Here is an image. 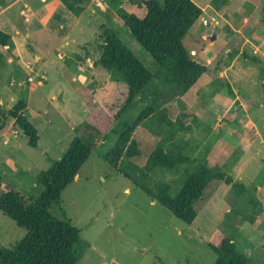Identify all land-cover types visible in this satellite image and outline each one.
<instances>
[{"label":"rangeland","instance_id":"obj_1","mask_svg":"<svg viewBox=\"0 0 264 264\" xmlns=\"http://www.w3.org/2000/svg\"><path fill=\"white\" fill-rule=\"evenodd\" d=\"M37 1L52 4L31 21L26 12L17 16L21 6L10 12L20 30L17 37L24 57L19 55L9 70L0 60V98L5 101L0 110V195L14 189L28 202L41 196L39 173L63 156L88 116L85 111L91 112L110 95L109 88L102 90L109 75L97 65L107 32L116 33L153 73L161 71L125 27L121 9L142 17L144 11L137 5L111 0ZM192 1L203 16L184 40L189 54L199 59L206 49V59L222 54L223 60L217 73L203 75L184 98L165 103L174 124L173 137L165 131L157 136L153 119L137 131L145 154L138 164L142 168L161 143L166 150L179 144L188 157L208 160L249 191L242 195L224 182L211 184L198 205L197 220L188 225L110 166L106 155L123 126L151 103L149 92L150 97L139 98L121 115L80 169V179L63 191L60 206L51 208L59 218L64 210L80 230L77 264H213L217 254L210 244L225 237L252 258L250 264H264V212L255 215L249 203L251 194L264 206V183L259 186L256 181L264 176V0ZM6 2L0 0V6ZM211 27L216 30L214 41L209 39ZM1 30L16 36L10 28ZM2 50L11 53V40ZM151 88L165 92L168 87L154 78ZM20 100L29 105V120L39 132L36 148L27 145L15 120L6 117ZM193 169L189 164L178 174L158 171L153 177L156 183H169L174 196ZM251 215L257 225L249 222ZM25 235V229L0 212V250L15 248Z\"/></svg>","mask_w":264,"mask_h":264},{"label":"trees","instance_id":"obj_2","mask_svg":"<svg viewBox=\"0 0 264 264\" xmlns=\"http://www.w3.org/2000/svg\"><path fill=\"white\" fill-rule=\"evenodd\" d=\"M77 1L73 0L74 3ZM111 2H129L144 11L141 17L135 12L128 13L121 9L125 27L161 71L164 69L166 72L153 73L116 33H106L97 65L109 75L102 90L109 88L110 95L107 100H100V104L88 114L84 123L77 127L78 134L63 156L49 170L39 173L37 183L43 191L35 202L26 201L14 189H7L0 195V212L26 231L24 239L15 248L0 250V264H77L80 261V230L72 224L64 210L62 218H59L51 212V208L54 205L60 206L63 191L76 179L82 166L121 115L139 98L150 97L149 92L152 94L151 103L131 124L123 126L116 145L106 155L105 160L110 166L188 225L197 220L198 205L204 200L211 184L224 182L242 195L249 191L245 184L234 181L218 167H211L208 160L188 157L179 144H172L168 150L162 143L159 144L149 153L145 165L140 167L138 161L145 154L137 140V131L153 119V131L158 133L157 136L165 131L167 137H173L175 131L170 128L174 124L168 111H165V103L184 98L197 86L203 75L212 76L217 73L223 55H218L212 63H206L189 54L184 40L203 16V10L192 0H163L162 3L158 0ZM10 40V35L0 30V46L9 47ZM154 78H159L168 87L165 92L151 88ZM6 117L15 120L28 146H38L39 132L29 120L25 101H18ZM189 164L194 165V169L187 174L183 186L174 196L170 194L169 183H156L154 180L153 175L158 171L178 174L183 166ZM256 181L262 186L264 176L260 175ZM258 183L254 187L255 191ZM249 203L255 215L264 212V206L251 194ZM251 216L249 222L257 225L256 217ZM210 247L217 254L213 264L252 262V258L230 237L223 238L217 244L211 243Z\"/></svg>","mask_w":264,"mask_h":264},{"label":"crops","instance_id":"obj_3","mask_svg":"<svg viewBox=\"0 0 264 264\" xmlns=\"http://www.w3.org/2000/svg\"><path fill=\"white\" fill-rule=\"evenodd\" d=\"M40 4V7L38 8L37 5ZM52 4V2H46V1H42V2H38L37 0H8V2H6L5 6L1 7L0 6V30L2 28L5 29H11L14 30V33L16 36H14L13 34H9L11 37V42H12V51L11 53H9L8 55L6 53L3 52L2 47L0 49V60L2 61V68L8 69L10 67H12L15 62H17L18 60V56H22V58L24 57L23 53H24V48H23V43L20 41V38L17 37L20 34V30L19 28L15 25V21L13 18V14L10 13L14 8H16L17 6L20 8L21 6V11L20 10H16V14L18 15H22L23 13H28L29 14V18H27V21H31L34 17L38 16L39 13L45 14V12H48V5ZM92 14H96V11H94L93 9L91 10ZM47 14V13H46ZM5 33H7L4 30H1ZM8 34V33H7ZM204 56H208V52L206 49H202L201 53H200V57L199 59L206 62V63H212L214 60L210 59H206ZM35 58L37 61L41 60V57L39 55H37L35 53ZM209 58V57H207ZM7 62V63H6ZM19 65V64H18ZM16 66V65H15ZM3 82V81H2ZM2 82H0V85H3ZM5 87V86H3ZM104 89V86L103 88ZM0 110L1 108L5 105V101L4 99L0 98ZM29 105L27 104V110H28ZM85 115L87 116L89 113L87 111H85ZM75 129V128H74ZM3 133V132H1ZM1 136V134H0ZM4 137V136H3ZM2 137V138H3ZM8 144V142H6ZM76 179H80V175L78 174Z\"/></svg>","mask_w":264,"mask_h":264},{"label":"water","instance_id":"obj_4","mask_svg":"<svg viewBox=\"0 0 264 264\" xmlns=\"http://www.w3.org/2000/svg\"><path fill=\"white\" fill-rule=\"evenodd\" d=\"M207 25H208V27H210V22H207ZM215 38H216V30L211 27V33H210L209 39L211 41H214Z\"/></svg>","mask_w":264,"mask_h":264}]
</instances>
